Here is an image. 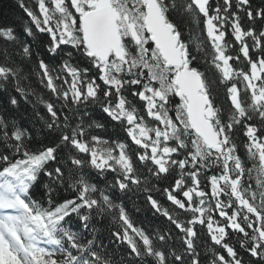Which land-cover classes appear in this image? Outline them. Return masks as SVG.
I'll list each match as a JSON object with an SVG mask.
<instances>
[{"label":"snow or ice","instance_id":"obj_1","mask_svg":"<svg viewBox=\"0 0 264 264\" xmlns=\"http://www.w3.org/2000/svg\"><path fill=\"white\" fill-rule=\"evenodd\" d=\"M18 4L28 20L0 25V264H264V0ZM139 193L164 225L134 226Z\"/></svg>","mask_w":264,"mask_h":264},{"label":"trees","instance_id":"obj_2","mask_svg":"<svg viewBox=\"0 0 264 264\" xmlns=\"http://www.w3.org/2000/svg\"><path fill=\"white\" fill-rule=\"evenodd\" d=\"M26 3H31V0H25ZM28 18L25 16L23 10L19 7L18 0H0V25H12L19 30L22 26V23L24 21H27ZM184 38L189 41L190 45L195 48V45L199 43L201 47L203 48L204 52L209 53L207 59L210 61L211 59V48H210V42L207 40L206 35L202 32L201 28L199 26H196L192 23H188L187 27L184 30ZM47 38L45 37V40ZM203 54V53H202ZM235 66V65H234ZM201 70L205 71L206 75L210 80L217 81L219 77V73L217 70H215L210 64H204L201 65ZM32 87L35 90L36 93H38L43 99H48V95L45 90L41 89L35 80V76L29 77ZM27 83V82H25ZM14 95L16 93H13ZM33 102L36 101V96L33 95L31 97ZM223 106L224 108H227V104H225L224 100V88H219V105ZM21 110L25 113H32V107L29 104H24L21 102ZM37 111L43 115L44 114V108L42 105L38 106ZM96 111L99 115H103L100 113L99 106L96 107ZM122 139L126 140V137L123 133L120 134ZM238 140H243L242 136L237 137ZM167 184H161L158 185L159 188L166 187ZM152 195L154 198L160 200L162 205L166 208H170V202L167 201L166 196L163 194L162 191H154L152 192ZM134 199L137 201L138 206L141 207L143 210L140 212H136L134 209H132L131 203H128V207L131 210L134 226H140V227H160L166 223L165 218L162 216H157L153 218L152 212L150 209L147 208L146 202H145V194L139 193ZM171 210V208H170ZM104 242L108 243L107 240V233H105L104 236Z\"/></svg>","mask_w":264,"mask_h":264}]
</instances>
